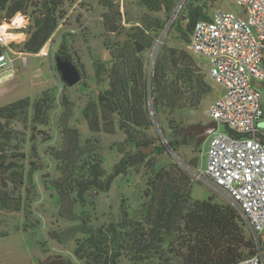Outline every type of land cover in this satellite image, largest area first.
Instances as JSON below:
<instances>
[{
  "label": "trees",
  "instance_id": "trees-1",
  "mask_svg": "<svg viewBox=\"0 0 264 264\" xmlns=\"http://www.w3.org/2000/svg\"><path fill=\"white\" fill-rule=\"evenodd\" d=\"M77 1L0 0V22H11L19 15L28 18L24 49L37 54L66 16L67 5L72 6ZM140 1L150 15L143 17L142 25L127 27L122 23L118 0H99L105 9L104 30L108 36L114 34L116 39L106 44L112 49V59H99L95 63L96 80L108 86L83 109V117L93 133L113 134L119 128L126 136L121 146L130 145L134 149L120 147L122 157L109 173L99 140L82 141L79 129L70 125L74 105L67 97L63 98L65 108L58 125L60 144L49 145L43 156L55 161L60 173L48 181L58 195L59 215L77 223L63 231L50 232V238L60 243L75 240V254L86 264H117L123 254L138 264L154 256L161 259L166 254H171L173 259L166 260H174L173 264H236L257 253L237 208L230 202L218 201L213 195L207 199L194 198L192 174L176 162L163 166L149 177L139 217L130 215L127 199L121 203L120 221L98 228L92 227L86 212L76 211L77 204L85 206L90 202L89 197L108 192L114 179L128 175L131 168L141 164L155 168L154 154H171L177 152L183 142L192 144L193 139H185L187 126L182 123L174 125L172 121L174 138H166L160 145H155L157 137H149L145 131L161 126L162 115L199 109L214 89L186 45L196 23L212 18L208 4L217 0H186L168 32L177 34L183 44L174 46L163 41L154 59L151 52L156 38L163 33L168 21L154 19L151 14L163 13L170 20L180 0ZM117 36H124V41ZM137 42L144 46L141 52L137 50ZM64 47L65 40L61 50ZM147 51H150L149 56ZM61 52L62 56L57 55L70 59L68 53ZM83 75L86 76L85 70ZM56 103L55 93L46 90L34 101L24 97L0 106V209H25L26 228H36L40 222L34 216L33 203L41 194L36 173L42 167L37 161L42 155L37 150V158L30 159V167L26 169L27 156L20 145L13 143L21 141L20 131L11 123L17 121L32 129L48 125ZM151 144L155 145L152 152L141 150ZM198 162L199 157L194 156L188 165L196 169ZM8 234L0 230V237Z\"/></svg>",
  "mask_w": 264,
  "mask_h": 264
},
{
  "label": "rangeland",
  "instance_id": "rangeland-1",
  "mask_svg": "<svg viewBox=\"0 0 264 264\" xmlns=\"http://www.w3.org/2000/svg\"><path fill=\"white\" fill-rule=\"evenodd\" d=\"M185 1L180 0L177 8H182ZM118 3L123 14L122 23L127 27L142 25L143 17L150 15L140 0H118ZM66 8V16L61 20L52 38L37 54H31L24 49L29 28L28 18L19 15L11 22L0 24L1 36L3 34L0 38V50H7L16 54V70L9 76L0 79V106L24 97H30L34 101L46 90L55 93L57 102L51 111V121L48 125H38L32 129L17 121L11 123L13 128L20 131L21 141L13 143L20 145L21 151L25 152L27 156L24 160L26 169L30 167V159L37 158L35 157L37 150L42 155L41 158L37 159L42 167L36 173L41 194L33 203L34 216L40 222L36 228H26L25 209L20 211L0 209V230L9 232L7 236L0 237V264H86L75 254V240L60 243L50 238V232H60L77 223L59 215L58 195L53 188L49 187L48 181L58 177L60 173L56 168V162L43 156L44 150L49 145L60 144L58 125L59 117L65 108L62 105L63 98L67 97L74 105L70 125L79 129L82 141L84 142L89 138L99 140L100 151L109 173L113 170L114 164L122 157L119 151L120 147L127 150L134 149L130 145L121 146L126 140L121 129L117 128L113 134L105 131L93 133L83 117V109L87 102L108 86V83H98L95 76L96 61L103 59L106 50H109L113 57L112 49L106 44H110L113 39H116L114 34L108 36L104 30L102 15L105 9L100 5L99 0H78L74 5H67ZM221 9L236 13L242 12V7L236 3V0H217L208 4L211 15ZM151 16L154 19L161 18L169 21L163 13H152ZM168 32L163 31L159 38L157 36V42L161 41L159 47L163 41L174 46L183 44L177 34H169ZM107 36L108 40L106 39ZM117 37L120 41H124V36ZM63 40H65L66 47L61 50ZM186 46L188 47V45ZM47 49L48 54L44 52ZM61 51L68 53L70 59L80 68H82V64L84 65L86 76L83 75V79L74 86H69L57 69V54L62 56ZM149 52H146L148 56ZM190 52L206 73L208 82L214 88L213 92L203 101L199 109L180 110L171 116L162 115L161 126L151 127L145 131V135L158 138L155 145H160L166 138L168 140L174 138V132L170 127L172 121L175 122L174 125L182 123L185 126L196 122L209 123L213 121L208 111L214 100L222 94L223 88L210 75L209 59L192 49ZM112 57H109L108 60ZM261 93L264 101V88L261 89ZM32 113L31 107L30 116ZM261 125L263 126V123ZM219 129L224 130L225 126L220 124ZM210 139L211 135L200 145L196 143L195 139L192 144H184L183 142L178 151L171 154H154L156 157L155 168H148L145 164L131 168L128 175H119L114 179L108 192H100L95 198L89 197L93 191L89 192L90 202L85 206L77 204L76 211L78 213L86 212L91 218L92 227L98 228L111 222H119L122 217L121 203L127 199L130 215L139 217L146 199L149 177L155 171L173 162L179 163L192 174V195L194 198L207 199L213 195L218 201L229 203L223 190L212 180L208 178L198 180L195 177L196 173H205L207 170ZM194 156L199 157L196 169L188 165V161ZM47 175L49 177L45 178ZM93 200L94 204L92 203ZM262 236L264 241V232ZM166 258L173 259L171 254H166L161 259L154 256L139 264L174 263V260L167 261ZM117 264L138 263L133 262L126 254H123Z\"/></svg>",
  "mask_w": 264,
  "mask_h": 264
},
{
  "label": "built area",
  "instance_id": "built-area-1",
  "mask_svg": "<svg viewBox=\"0 0 264 264\" xmlns=\"http://www.w3.org/2000/svg\"><path fill=\"white\" fill-rule=\"evenodd\" d=\"M236 3L242 7L241 13L215 11L211 19L196 23L187 44L209 59L210 75L223 88L208 111L218 128L211 135L207 170L195 177L208 178L223 190L256 244L257 253L236 264H264V101L262 87L256 84L264 83V0ZM15 55L0 50V79L16 70ZM220 124L224 130L219 129Z\"/></svg>",
  "mask_w": 264,
  "mask_h": 264
},
{
  "label": "water",
  "instance_id": "water-1",
  "mask_svg": "<svg viewBox=\"0 0 264 264\" xmlns=\"http://www.w3.org/2000/svg\"><path fill=\"white\" fill-rule=\"evenodd\" d=\"M137 50L141 52L144 49V46L137 42ZM112 55L109 53V50H106L103 54V59L107 61ZM57 69L61 72L63 80L68 83L69 86H74L83 79V68H80L73 60L69 58H64L61 56L57 57ZM257 86L264 88V83L257 82ZM218 128V122L213 120L209 123L196 122L191 123L186 128L185 139L189 136L197 137L196 143L200 145L208 136L212 135ZM154 144H151L148 147H142L141 150L146 153L152 152L154 150Z\"/></svg>",
  "mask_w": 264,
  "mask_h": 264
},
{
  "label": "flooded vegetation",
  "instance_id": "flooded-vegetation-1",
  "mask_svg": "<svg viewBox=\"0 0 264 264\" xmlns=\"http://www.w3.org/2000/svg\"><path fill=\"white\" fill-rule=\"evenodd\" d=\"M188 138L193 139V140L195 139V141H197V137L196 136H193V137L189 136Z\"/></svg>",
  "mask_w": 264,
  "mask_h": 264
}]
</instances>
